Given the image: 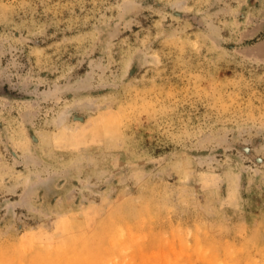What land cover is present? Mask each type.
Listing matches in <instances>:
<instances>
[{
  "label": "rangeland",
  "instance_id": "rangeland-1",
  "mask_svg": "<svg viewBox=\"0 0 264 264\" xmlns=\"http://www.w3.org/2000/svg\"><path fill=\"white\" fill-rule=\"evenodd\" d=\"M0 264H264V0H0Z\"/></svg>",
  "mask_w": 264,
  "mask_h": 264
}]
</instances>
